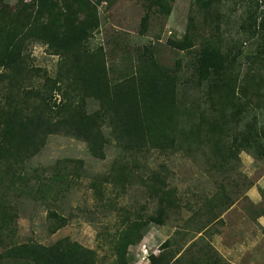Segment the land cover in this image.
Wrapping results in <instances>:
<instances>
[{
    "label": "rangeland",
    "instance_id": "rangeland-1",
    "mask_svg": "<svg viewBox=\"0 0 264 264\" xmlns=\"http://www.w3.org/2000/svg\"><path fill=\"white\" fill-rule=\"evenodd\" d=\"M38 1L3 0L0 5L12 14L20 4ZM54 1L58 13L66 11L64 0ZM167 1L168 15L154 0L97 3L100 24L90 47L105 57L113 82L138 80L141 72L148 71L152 56L175 75L180 144L134 148L105 126L104 157L94 155L82 139L52 133L43 145L24 150L19 159L0 162V264H33L1 257L15 244L52 245L63 239L93 249L99 264H115L114 238L129 224L128 218L143 220V237L128 249L129 264H151V257L159 256L173 235L180 241L171 248L185 250L202 237L233 264H264V157L245 149L239 157L224 161L209 146L181 135L190 131L192 136L200 108L208 109L207 117L214 114L206 97L208 85H199L197 74L207 39L229 55L235 73L243 75L251 68L263 75L264 0H221L218 13L209 18L195 0ZM72 5L79 7L76 1ZM87 13L85 7L79 12L81 18ZM187 33L191 46L180 49L170 43ZM22 56L28 71L17 81L11 82L5 77L8 71L0 67V103L6 108L37 101L39 97L29 91L43 86L44 74L55 77L58 72L60 57L43 41L28 40ZM256 94L245 99L251 114L235 129L253 121L256 112L264 124V88ZM86 101L89 110L97 109L98 103ZM226 132L229 140L231 134ZM55 173L61 177L55 178ZM170 189L176 203L169 207L165 222L150 221V215L157 216L161 195ZM53 212L68 218L67 225L56 231ZM179 229L184 234H176Z\"/></svg>",
    "mask_w": 264,
    "mask_h": 264
},
{
    "label": "trees",
    "instance_id": "trees-1",
    "mask_svg": "<svg viewBox=\"0 0 264 264\" xmlns=\"http://www.w3.org/2000/svg\"><path fill=\"white\" fill-rule=\"evenodd\" d=\"M74 1L78 3L77 9H73ZM195 1L205 9L209 18L218 13L217 5L219 7L221 0ZM64 2L66 11L63 13H58L59 5L54 0L20 4L12 14L2 10L0 5V67L8 71L5 77L13 82L27 73L22 53L28 40L43 41L60 57L57 75L44 74L43 86L29 91V94L39 97L37 101L7 108L0 103V162L7 161L9 157L19 159L24 150H30L32 145H43L46 135L52 133L82 139L94 155L104 157L108 140L106 127H111L113 133L134 148L150 146L165 149L177 146L176 143L179 145L180 107L176 98L178 82L175 75L152 56L147 73L141 72L138 80L113 82L105 57L90 47L93 32L100 24L98 4L86 0ZM154 2L162 13L170 14L171 5L167 0ZM83 7L88 8V13L81 18L79 12ZM49 16L54 18L49 19ZM148 18L146 14L142 21L145 30ZM169 41L180 49L192 45L188 33L181 40ZM260 62L264 72V53ZM197 74L198 84L206 82L208 85L206 97L213 105L211 113L214 114L207 117L208 109L200 108L196 112L198 117L194 121L192 136L190 131L188 135L183 132L181 135L190 137L198 145L209 146L224 161L239 157L245 149L264 157V124L259 122L258 112L243 129L234 127L241 124L245 115L251 114L247 109L249 101L245 99L262 91L264 73L257 75L251 68L243 75L235 73L229 55L207 39L199 57ZM87 98L98 103L97 109L86 107ZM226 130L231 134L229 140ZM54 177L60 178L61 175L55 173ZM160 201L157 216L150 215L149 220L163 224L169 207L176 203L173 190L164 191ZM52 214L58 220L54 231L67 225L68 218L56 212ZM128 220L129 224L114 238L115 264H129V247L143 237V220ZM262 232L264 234V227ZM176 234H184V230L179 229ZM199 239L182 250V247L171 248L180 240L174 235L169 237L163 244L162 253L151 257V264H233L217 251L211 241ZM1 257L33 264H99L93 249L69 239L52 245L36 242L15 244Z\"/></svg>",
    "mask_w": 264,
    "mask_h": 264
}]
</instances>
